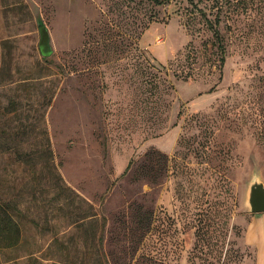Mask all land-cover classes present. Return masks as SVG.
Listing matches in <instances>:
<instances>
[{"label":"rangeland","instance_id":"1","mask_svg":"<svg viewBox=\"0 0 264 264\" xmlns=\"http://www.w3.org/2000/svg\"><path fill=\"white\" fill-rule=\"evenodd\" d=\"M3 62L0 141L44 127L66 189L23 193L0 264H264V212L245 203L264 182V0H0ZM28 174L0 156V194Z\"/></svg>","mask_w":264,"mask_h":264},{"label":"trees","instance_id":"2","mask_svg":"<svg viewBox=\"0 0 264 264\" xmlns=\"http://www.w3.org/2000/svg\"><path fill=\"white\" fill-rule=\"evenodd\" d=\"M153 5L159 6L169 3L171 0H150ZM143 0H139V4H142ZM155 17V14L150 13L147 19H140L137 23V30H139V34L143 29L146 28L147 23ZM208 20V19H207ZM208 24L211 27L212 23L208 20ZM216 34V33H215ZM137 64L140 66V70L145 72L147 66L146 57L143 51L138 47L137 49ZM220 61L223 62L222 57ZM147 65V66H146ZM6 70V65L3 62L0 67V83L4 79ZM147 73V72H146ZM8 75V73H6ZM173 75L176 77H188L189 71H173ZM142 76V75H141ZM149 82L156 84L158 75L157 73L148 74ZM142 82V79H140ZM10 106L6 107V113L9 116V119H13L18 115L17 109L12 107V103ZM42 116V115H41ZM8 118L6 119V122ZM7 125V124H6ZM33 124H26L23 126V131L20 135H30L34 132ZM15 128V130H14ZM18 129V130H16ZM20 128L18 126H6V131L3 133L6 134V140L0 141V156L6 154V160L10 159L14 164H19L22 168L28 172L29 180L23 182L24 189H18L15 191L13 197H8L6 192V198L0 194V250L5 249H17L22 242V231L18 224V222L13 218L10 210H15L16 212L20 211L19 205L21 204V197H23V193L26 194L32 193L36 194L40 190V185L44 182V184L49 189L51 186H55L56 190L54 192L53 199L58 200L63 196L64 190L66 189L63 185L62 178L58 173L56 166L53 163L52 150L50 147V140L48 138L47 132L45 128H41L37 133L41 136L40 140L37 141H27L22 139H14L10 138L12 135L17 134ZM129 164L126 166L128 168ZM8 191V189H7ZM35 198V196H34ZM32 198V200L34 199ZM90 206V205H89ZM90 213V212H89ZM218 212L219 222L221 218H225L226 214H222ZM90 216L93 213L89 214ZM225 223V219L219 224V227ZM223 228L220 229V234L218 235L217 241L214 244L216 251L218 254L221 253V242L223 241V236L225 233ZM199 233V229L196 230V234Z\"/></svg>","mask_w":264,"mask_h":264},{"label":"water","instance_id":"3","mask_svg":"<svg viewBox=\"0 0 264 264\" xmlns=\"http://www.w3.org/2000/svg\"><path fill=\"white\" fill-rule=\"evenodd\" d=\"M37 27L39 51L41 55L48 56L52 50L47 28L41 20H38ZM245 203L251 213L264 212V182L257 175H253L248 182Z\"/></svg>","mask_w":264,"mask_h":264},{"label":"crops","instance_id":"4","mask_svg":"<svg viewBox=\"0 0 264 264\" xmlns=\"http://www.w3.org/2000/svg\"><path fill=\"white\" fill-rule=\"evenodd\" d=\"M257 264H262V263H260V255H259V253H258V261H257Z\"/></svg>","mask_w":264,"mask_h":264}]
</instances>
